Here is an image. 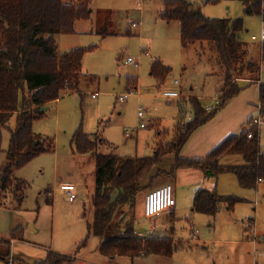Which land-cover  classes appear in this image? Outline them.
<instances>
[{"label":"rangeland","instance_id":"374dc122","mask_svg":"<svg viewBox=\"0 0 264 264\" xmlns=\"http://www.w3.org/2000/svg\"><path fill=\"white\" fill-rule=\"evenodd\" d=\"M162 9L163 0H92L90 18L78 21L74 33L56 35L59 55L76 47L90 50L84 55V75L77 89L65 92L58 102L48 104L43 116L33 122V132L46 145L53 144V150L41 153L25 166L13 170V180L27 181L23 188L25 199L20 208L16 207L14 193H2L5 204L0 206V236L10 238L16 227L21 230V239H15L11 246L3 249L11 253V261L35 264L44 260L49 250L90 259L100 257L101 239L94 234L90 235L86 246L79 248L94 221V155L151 156L158 142L174 137L180 107L187 110V118L191 115L190 103L183 99L197 97L203 106H211V109L216 105L222 94L225 75L215 46L195 42L188 49L184 48L179 22L163 20L160 17ZM203 11L211 18H242L244 30L240 37L247 45L249 58L261 60L262 15H246L240 0H218L203 5ZM132 22L138 26L132 27ZM253 36L257 39L254 40ZM129 57L132 63L126 62ZM154 58L162 59L172 68L166 83L160 87L150 74V63ZM263 68L261 76L264 78ZM136 76L138 90L129 91L128 78ZM175 80L179 81L178 85L174 84ZM168 89L178 91L180 98H164L162 94ZM125 94L128 96L123 100ZM248 99L252 101L249 103L253 109L252 118L260 117L258 83L245 87L227 104L241 107ZM139 110L144 112V119L139 118ZM216 121L211 124L219 127L220 121ZM17 122L15 113L7 127L0 123V173L8 164L7 151ZM141 123L145 126L141 127ZM80 125L93 138L100 134L106 143L100 144L93 153H74L72 136ZM261 144L264 145V127L261 129ZM174 160V156H170L155 170L169 168ZM222 163L243 164L244 158L235 155L223 159ZM166 177L161 174L150 189L163 183L172 184V181H166ZM218 180L220 194L232 192L247 201L238 202L234 210L222 206L215 216L195 212L194 196L187 195L189 188L181 180L182 184L178 183L179 188L174 191L175 198L176 191L184 197L181 211L177 210L175 216L167 211L148 220L142 190L135 206L137 231L171 237L175 244L184 246L177 248L170 257H115L111 263L264 264V206L260 204L257 209L259 203L256 201L264 198V183L258 188H244L231 172L222 173ZM63 184L74 185V201L61 188ZM246 194L249 196H244ZM50 199L53 202H49ZM249 217H255L250 228L247 227ZM248 235L251 236L249 241H255L245 242ZM0 263L11 264L3 259Z\"/></svg>","mask_w":264,"mask_h":264},{"label":"trees","instance_id":"16d2710c","mask_svg":"<svg viewBox=\"0 0 264 264\" xmlns=\"http://www.w3.org/2000/svg\"><path fill=\"white\" fill-rule=\"evenodd\" d=\"M92 0H0V123L7 127L12 115L18 122L12 131L7 151L8 164L0 173V206H4L2 193H14L18 209L25 199L23 188L27 181L13 180V170L21 168L41 153L53 150L33 132V122L42 117L43 107L57 101L67 91H75L83 74V59L90 48L76 47L58 54L56 35L74 33L80 20L90 18ZM218 0H163L160 17L165 21H178L180 39L188 49L195 42H208L215 46L224 67V87L216 105L208 110L197 97L187 100L191 115L180 107V114L171 140L162 139L154 153L146 157L115 154L94 155L96 189L92 197L94 221L79 248L86 245L91 234L101 239L99 251L105 257H141L148 255L172 256L177 248L173 238L167 236H141L135 226V206L139 193L149 189L154 180L165 174L175 176L182 168H197L217 179L222 173L236 175L244 188H256L264 182V151L261 149V130L251 125V117L241 129L225 137L205 157L186 158L181 155L191 136L211 121L228 101L245 87L257 83L264 60L249 57L246 43L240 34L244 30L242 18L208 17L202 7ZM246 15H262L264 0H240ZM264 54V41L261 44ZM264 69V68H263ZM172 68L161 59L154 58L151 74L159 85L164 84ZM137 77H129L128 84L135 89ZM259 85V110L264 117V83ZM161 134V132H159ZM251 135V136H250ZM106 143L100 134L95 138L86 133L82 125L72 136L74 153H93ZM2 132L0 130V150ZM235 155L244 158L243 164L226 165L223 159ZM174 156L170 169L155 168ZM150 182H145V180ZM16 182V183H13ZM13 191V192H12ZM52 199L49 200L51 202ZM245 198L235 194H220L217 188L199 189L193 199V210L215 216L222 206L234 210ZM253 220V219H251ZM19 232V233H18ZM21 230L13 231L20 238ZM9 242L0 241V259L11 264V253L5 252ZM73 257L48 251L44 260L35 264H66Z\"/></svg>","mask_w":264,"mask_h":264},{"label":"crops","instance_id":"0c3cea01","mask_svg":"<svg viewBox=\"0 0 264 264\" xmlns=\"http://www.w3.org/2000/svg\"><path fill=\"white\" fill-rule=\"evenodd\" d=\"M202 10H203V7H202ZM261 44H262V42H261ZM0 48H1V45H0ZM260 51H261V47H260ZM151 64H152V62L150 63V74H151ZM175 81H177V80H175ZM175 81H174V84H176ZM156 82H157V80H156ZM137 83H138V78H137V82H136L135 89H132L133 91L134 90H138ZM178 84H179V81H178V83L176 85H178ZM157 86L160 87L161 85H159V83L157 82ZM162 96H163V94H162ZM189 97H191V96H189ZM60 99H58V100H60ZM58 100L55 101V102H58ZM171 100H175V99H171ZM250 102H252V101L248 99L247 101H245V102L242 103V106L241 107H239L237 105L232 106L233 104H227V106L222 111H220V114L213 119V121L219 120L220 121L219 122V125L220 126L217 127L215 125H212L211 123L213 121L211 120L212 122L210 121L207 124L203 125L201 128H199L191 136V138L189 139L188 143L184 147V149L182 151V156L183 157H186V158H202V157H205L225 137H227L228 135H230L232 133L238 132L241 129V127L243 126L244 122L247 121V119H248L249 116L254 117L252 115L253 109L251 108V106L249 104ZM258 108H259V106H258ZM261 117H262V119L264 121V117L261 116V114H260V118ZM258 118H255V119H258ZM158 125L159 124L157 123L156 126L158 127ZM263 127H264V122L261 124L260 130ZM158 132H161V131L158 130ZM261 149H262V151H264V145L263 144H261ZM226 165H229V164H226ZM170 167L167 168V169H170ZM166 178H167L166 181H172L173 187L175 186V183L177 184L176 185L177 187H174V191H175L176 188H179L178 183H181L180 181L182 180L183 184H186L188 186V188H189L187 195H189L190 197L191 196L192 197L193 196L195 197L196 192L199 189L212 190L214 187L217 188L218 183H219V180H218L219 177L217 179L212 178V177H209L202 170L197 169V168H182V169H179L176 172V174H175L174 177L173 176H168ZM262 183H264V182L263 181H260L259 184H258V186L256 188L260 187V184H262ZM164 184H166V183H163L161 185H164ZM161 185H159V186H161ZM149 190H151V189L149 188V189L143 190L144 191V193H143L144 195L142 196V198H143L144 202H145L146 194L149 192ZM175 193H176V205H175V207L172 210H170L172 216H175L177 210L178 211H181V203H182V199H184V197H181L180 196V194H179L178 191H176ZM221 194H226V193H221ZM227 194H233V193L230 192V193H227ZM244 196H249V195L246 194ZM260 196H261V193H260ZM263 197H264V194H263ZM261 199L262 200H260V199L256 200L257 201V204L259 203V205L257 206V209H259L260 204H263V206H264V198H261ZM246 201H247V199H246ZM51 202H53V199L51 200ZM192 205H193V202H192ZM254 211H256V207L255 206H254ZM257 214H259V212ZM157 217H155V218H157ZM248 219H249V221L247 222V227L250 228V227H252L253 223L255 222V217H249ZM251 219H253V220H251ZM140 228H142V227L140 226ZM248 230L249 229H247V231ZM152 235H155V234H152ZM250 237L251 236L248 235V237L246 238V241L245 242L250 243V242H254L255 241L254 239H252L251 241H249L250 240ZM15 239L18 240V238H13V233H12V235H11L10 238H7L6 236H0V241L9 242L10 246H11V244L13 243V241ZM1 248L2 249H5V246H2L1 245ZM99 255H101L102 257H104L101 254V252H100ZM153 255H156V254H153ZM67 256H69V255H67ZM101 256L100 257H97V259H90V258L81 256V255H77L76 256V254H74L73 256L71 255V257H73L74 260L72 262L66 263V264H75V263L78 264L77 261H84L85 263H94V264H112L111 261H114L113 258H109V257L102 258ZM157 256H162V255H157ZM165 257H168V256H165Z\"/></svg>","mask_w":264,"mask_h":264},{"label":"built area","instance_id":"2783aa9c","mask_svg":"<svg viewBox=\"0 0 264 264\" xmlns=\"http://www.w3.org/2000/svg\"><path fill=\"white\" fill-rule=\"evenodd\" d=\"M138 23L132 22V27H137ZM253 39L256 40L257 37L253 36ZM262 41H264V33L262 35ZM261 59L264 60V54L261 55ZM132 58L129 57L126 62L132 63ZM264 62V61H263ZM177 84L178 81H175ZM257 83H264V78L261 76L259 80H257ZM128 94H125L122 96V99H126ZM163 96L167 99H177L180 98V93L176 90H165L163 92ZM93 97H96L95 94H93ZM218 102V100H217ZM208 109H211V106H207ZM139 118L144 119L145 114L142 110H139ZM260 118V117H259ZM254 119L251 125H258L261 126V124L264 122L262 117L260 119ZM145 124L141 123V127H144ZM251 136V135H250ZM63 190L67 191V194L69 196V199L71 201H74L76 199V194L74 193L75 187L73 184H63L61 186ZM176 205V198L174 194V187L171 183H166L164 185L152 188L149 190V192L146 194L145 198V216L149 220L159 216L160 214L172 210ZM137 233L141 236H149L151 235L150 232L148 234L144 232L137 231ZM264 240V238H262Z\"/></svg>","mask_w":264,"mask_h":264},{"label":"water","instance_id":"95a60500","mask_svg":"<svg viewBox=\"0 0 264 264\" xmlns=\"http://www.w3.org/2000/svg\"><path fill=\"white\" fill-rule=\"evenodd\" d=\"M45 110H46V107H43V108H42V111H45Z\"/></svg>","mask_w":264,"mask_h":264}]
</instances>
